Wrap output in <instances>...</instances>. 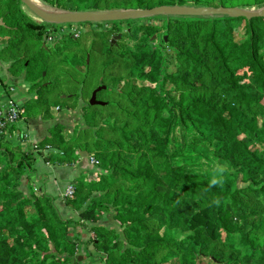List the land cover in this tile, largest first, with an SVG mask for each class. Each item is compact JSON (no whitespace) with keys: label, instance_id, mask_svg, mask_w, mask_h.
Segmentation results:
<instances>
[{"label":"trees","instance_id":"obj_1","mask_svg":"<svg viewBox=\"0 0 264 264\" xmlns=\"http://www.w3.org/2000/svg\"><path fill=\"white\" fill-rule=\"evenodd\" d=\"M40 1L76 13L264 9V0ZM121 24H84L48 44L22 0H0L1 60L37 95L21 118L81 110L73 128L56 124L39 143L26 141L24 124L1 137L0 264H264V17ZM99 88L104 105L92 106ZM83 143L101 179L73 185L66 203L79 219H65L33 173L39 157L71 166ZM108 213L119 231L102 225Z\"/></svg>","mask_w":264,"mask_h":264},{"label":"crops","instance_id":"obj_2","mask_svg":"<svg viewBox=\"0 0 264 264\" xmlns=\"http://www.w3.org/2000/svg\"><path fill=\"white\" fill-rule=\"evenodd\" d=\"M46 46L47 45H45V47ZM0 72H5L10 75L9 64L7 62H3L1 57ZM11 82L17 85V89L11 98L20 106L24 107L29 100L37 98L36 93L30 92L28 85L23 80L13 78ZM63 98H66V96H63ZM8 99V96L5 95V88L0 82V103L5 102ZM68 109L69 110H66L64 108L50 120L44 119L40 113H37V115L31 118H25V120L22 119L20 125H26V129L30 133L32 141L34 143H39L48 136L49 130L54 125L60 123L73 128V126L81 120L80 108L78 110L72 108ZM36 170L37 172H35L33 177L37 181V188L40 191L57 198V203L61 208L62 215L65 219L78 220L79 213L67 206L66 199H64L63 195L66 189L70 185L76 184L79 179L83 178L89 181L93 178L95 172L97 171V167L91 163L90 156L89 158H82L80 156L79 160L71 166L49 162V160L44 158L43 162L37 165ZM113 222L114 221L111 216H107V218L102 220V225L107 223L108 227H113L109 224Z\"/></svg>","mask_w":264,"mask_h":264},{"label":"water","instance_id":"obj_3","mask_svg":"<svg viewBox=\"0 0 264 264\" xmlns=\"http://www.w3.org/2000/svg\"><path fill=\"white\" fill-rule=\"evenodd\" d=\"M23 5L38 19V21L51 25H82V24H102V23H125L129 21L145 20L156 17H197V18H219L233 17L253 18L264 17V9L261 11H249L240 8H211L192 6H164L146 10H122V11H97V12H63L51 8V12H46L34 3V0H22ZM156 37H154L155 39ZM104 88V87H103ZM99 88L93 93L90 105L103 106L104 103L97 100ZM82 158H89V153L80 151ZM81 260V257H80Z\"/></svg>","mask_w":264,"mask_h":264},{"label":"built area","instance_id":"obj_4","mask_svg":"<svg viewBox=\"0 0 264 264\" xmlns=\"http://www.w3.org/2000/svg\"><path fill=\"white\" fill-rule=\"evenodd\" d=\"M98 25L100 24H96V26ZM47 26H49L46 28V41L48 44H53L57 41L58 37L60 36L55 32L54 27H57L58 30H60L61 34L74 37H78L80 33L83 32L84 29H86L84 24L78 26H71L70 29H65V27H60L51 24ZM108 27H110V23H105V28ZM6 77L10 79V82L13 79L9 74H6L5 72H0V82L5 88V95L9 98L7 101L0 103V139L3 136H9V131L13 127H20L22 121L21 115H23L25 112L24 107L20 106L16 101L11 98L17 89V85L13 84L12 82L9 83L7 80L5 81L4 79ZM24 137L26 141L30 142L31 135L29 132L24 134ZM91 163L96 166V162L93 159H91ZM63 197L66 200L75 198V189L73 185H70L66 189Z\"/></svg>","mask_w":264,"mask_h":264},{"label":"rangeland","instance_id":"obj_5","mask_svg":"<svg viewBox=\"0 0 264 264\" xmlns=\"http://www.w3.org/2000/svg\"><path fill=\"white\" fill-rule=\"evenodd\" d=\"M40 1V0H39ZM112 5V4H111ZM122 5H124V4H120L118 7H120V6H122ZM46 7L47 8H49V9H51V7H49V6H47L46 5ZM26 8V7H25ZM27 9V8H26ZM122 10H125V9H123V8H118V9H112L111 11H122ZM249 11H257L256 10V8H253V9H248ZM27 11L28 12H30L28 9H27ZM261 11V10H260ZM31 13V12H30ZM32 17L35 19V20H37L38 21V19L37 18H35V16L32 14ZM149 19H154V18H149ZM89 24H91V23H89ZM47 25H49V24H46V26ZM93 26H95L96 27V24H92ZM101 25H103V26H101L100 28H102L101 30L102 31H107V30H109V29H111V27H108V28H105V23H102ZM121 25H123V27L121 28V30L123 31V32H127V29H126V25H124V23H122ZM56 26H58V25H56ZM60 26V25H59ZM64 25H61L60 27H63ZM72 26H78V25H72ZM92 26V27H93ZM240 25L238 24L237 25V28L239 27ZM47 27H49V26H47ZM51 27H53V26H51ZM65 27V29H70V27H71V25H67V26H64ZM87 28V27H86ZM54 29H55V32L57 33V34H59V35H61V36H66V35H63V34H61V32H60V30H58V28L57 27H54ZM83 31H87V29L85 30H83ZM123 32H121L120 34H116V35H114L113 36V38H112V40H111V42L113 43V45H120L121 43H122V40H123ZM128 43H129V45L131 46V47H133L134 45H133V43L132 42H130V40L129 39H125ZM94 42V40L93 39H89V40H87V39H85V44H86V46L89 48L90 46H91V44ZM123 43H124V41H123ZM75 54V50H74V52H73V55ZM59 68V67H58ZM11 75V74H10ZM5 81L7 80L9 83H11L10 82V79L9 78H5L4 79ZM79 108H77L76 110H78ZM172 141H173V143L175 144V145H180L179 143L181 142V140H179V138H178V132L176 133V136H174V138L172 139ZM31 142H33L32 141V139L30 140V142L29 143H31ZM89 146V144H87V143H83V144H81V149H82V151H85V152H87V153H89L86 149H85V147H88ZM89 156H90V154H89ZM43 160H44V158L43 157H39L38 159H37V163H36V165H35V168L37 167V165L39 164V163H41V162H43ZM36 170V169H35ZM35 174V172L33 173V175ZM100 179H101V173L99 172V170H98V168H97V171L95 172V174H94V176H93V178L91 179V180H89L88 182H90V181H100ZM24 181H26L27 182V178L25 177L24 178ZM112 214H110V213H108V214H105V217L104 218H107V216H111ZM115 223H117V225L116 226H113V227H110L111 229H115V228H117L116 230H118L119 231V227H120V224L118 223V222H115ZM171 236L173 237L174 236V234H171ZM84 239V238H83ZM83 255V254H82ZM81 261H84V259H83V256H81ZM84 264H88V262H83Z\"/></svg>","mask_w":264,"mask_h":264},{"label":"bare ground","instance_id":"obj_6","mask_svg":"<svg viewBox=\"0 0 264 264\" xmlns=\"http://www.w3.org/2000/svg\"><path fill=\"white\" fill-rule=\"evenodd\" d=\"M34 3L39 7V9L43 10V11H48L51 12L49 8L46 7V5H44L41 1L39 0H34Z\"/></svg>","mask_w":264,"mask_h":264}]
</instances>
